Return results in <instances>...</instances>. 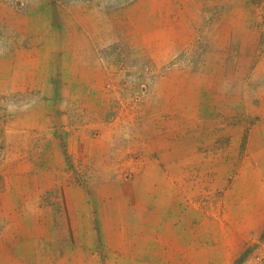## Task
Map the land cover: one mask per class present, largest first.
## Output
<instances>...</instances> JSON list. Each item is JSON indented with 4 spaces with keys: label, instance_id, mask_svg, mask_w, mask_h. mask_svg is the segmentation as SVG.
<instances>
[{
    "label": "crops",
    "instance_id": "crops-1",
    "mask_svg": "<svg viewBox=\"0 0 264 264\" xmlns=\"http://www.w3.org/2000/svg\"><path fill=\"white\" fill-rule=\"evenodd\" d=\"M142 14L139 20L147 16L157 26V43V17ZM29 24L36 33L30 43L43 48L25 58L24 66L15 59L2 85L10 99L0 108V125L7 126L2 138L7 157L0 164V264H212L218 262L211 261L217 252L221 256L215 259L229 264L234 254L226 236L234 229L239 233L241 206L253 200L259 186L264 196V177L257 182L255 171L264 158V142L257 144L262 132L255 133L264 124L257 125L264 105L255 92L243 91L241 98L238 89H224V82L236 83L238 75L234 81L213 70H173L179 78L174 89L169 83L159 86V80L153 85L158 96L150 106L158 103L163 110L146 119L144 111L133 120L121 119L114 131L113 120L97 117L96 111L104 107L99 94L106 97L117 86L96 85L97 75L102 76L92 53L84 58L90 66L84 75L79 66L85 65L76 63L80 58L69 47L80 42L63 33L58 38L46 26L41 31L36 19ZM236 45L232 64L239 70L246 44ZM58 53L70 55L67 63L59 62ZM64 71L78 83L60 92L52 82ZM136 73L138 81L126 86L129 91H143L142 71ZM79 76H87L88 83L81 84ZM46 87L47 100L25 98ZM83 93L85 102L79 100ZM55 97L58 120L50 111ZM68 103L89 116L85 128L66 138V154L77 151L86 158L84 179L63 164V150L49 129L53 121L64 124ZM105 103L110 108V100ZM135 107L144 108L141 101ZM132 121L136 139L129 142L132 132L122 125ZM259 139L264 140V131ZM128 157L135 158L131 166ZM113 158L120 161L115 168ZM211 209L216 213L209 214Z\"/></svg>",
    "mask_w": 264,
    "mask_h": 264
},
{
    "label": "rangeland",
    "instance_id": "rangeland-1",
    "mask_svg": "<svg viewBox=\"0 0 264 264\" xmlns=\"http://www.w3.org/2000/svg\"><path fill=\"white\" fill-rule=\"evenodd\" d=\"M139 11L144 16L154 13L157 17V43L153 36L157 26H151L147 16L144 20H139ZM35 19L41 25V31L46 26L53 33H57L58 38L63 33L64 36L67 34L70 40L73 38V42H80L79 45L73 46V50L69 46L74 57L80 58L76 63L85 65L83 62L88 53H92L95 57L94 68L97 74L102 76L97 75L96 85L110 82L117 86V92L107 93L106 97L104 93L99 94L104 107L96 111L97 117L113 120L112 125L117 128L114 131L119 130L120 125L117 123L121 119L133 120L142 116L143 111L146 119V116H157L163 110L158 103L155 107L150 106L151 100L157 102L158 96L157 93L153 94V85L159 80V86H167L169 83L174 89L175 83H179V78L171 74L173 70L190 69L202 71L201 73L213 70L215 74L220 73L230 80L233 76L234 81L238 75L236 83L228 84L225 81L224 89H238L241 98L248 90L254 91L256 101H261L264 105V0H0V108L4 107L3 103L8 97L2 92L5 91L2 85L6 80L5 75L11 73L7 71L14 65L13 61L18 58L24 66L25 58L33 57L36 51L43 48L39 42L32 45L29 40L36 35L35 30L31 31L29 24ZM239 41L244 42L246 47L242 51L244 57L239 60L237 70L233 68L232 62L238 47L236 43ZM87 45L91 49H88ZM249 55L254 57L250 59ZM69 57L70 55L65 53H58L60 63H67ZM87 67L90 66H79L84 75ZM139 70L142 71L143 91L135 90V87L134 91L127 90V85L133 86L138 81L136 72ZM107 71L114 76H106ZM60 72L63 73L59 70ZM79 79L81 84L88 83L87 76H79ZM77 80L73 81L71 75L65 73L62 77L59 74L52 84L61 92L63 86L65 89L73 84L75 86ZM89 83H92V79H89ZM36 85L38 91V83ZM46 91L47 87L37 92V95L33 92L26 93L25 98L35 100L41 96L47 100L45 95H42ZM81 95L79 100L85 102L83 97L87 95ZM159 95L161 97L162 93ZM166 96L167 94L165 99ZM63 100L72 101V98H62L61 101ZM105 100H110V108ZM50 101V113L57 120L61 119L60 109L57 107L60 101L56 97ZM140 101L144 108L137 109L135 103ZM80 104L85 105L83 102ZM231 104H228V107ZM79 109L81 112L84 108ZM63 111L64 124L59 126L53 121L49 129L55 131L57 142L63 150V164L69 171L75 169L77 176L84 179L88 170L86 158L77 156V151L67 155L66 138L85 128V119L89 116L87 117V113H80L71 103H68ZM259 118L261 120H257L258 126V123L264 121V110H260ZM132 122L130 126L122 125L126 131L132 132L128 138L129 142L136 139L135 121ZM143 126L146 127L145 124ZM5 127L7 126L0 125V164L7 157V141L2 139L6 132ZM260 127L261 129L255 131L256 135L262 132L260 137L257 135L259 146L264 142L259 139L263 137L264 124ZM76 144L78 149L80 144ZM257 160L261 161L260 158ZM126 161L128 166L135 163V158L128 157ZM112 163L115 168L120 161L113 158ZM117 171L126 175L127 170ZM255 171L258 182L264 177V158L262 164L257 162ZM255 191L253 200L241 206L239 233L234 229L232 236H226V239L230 240L229 246L233 247L231 255L234 254L229 264H264V196L260 186ZM19 211L20 206L16 209L17 213ZM211 211L213 212L209 214L216 213L213 209ZM219 256L221 255L218 252L213 255L211 261L218 262L212 264L220 262L215 259Z\"/></svg>",
    "mask_w": 264,
    "mask_h": 264
}]
</instances>
